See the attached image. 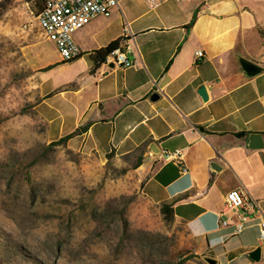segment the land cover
<instances>
[{"label":"crops","instance_id":"obj_1","mask_svg":"<svg viewBox=\"0 0 264 264\" xmlns=\"http://www.w3.org/2000/svg\"><path fill=\"white\" fill-rule=\"evenodd\" d=\"M118 2L73 34L81 51L74 61L34 48V109L48 143L78 131L66 148L135 157L142 195L170 207L203 259L264 264L259 217L226 208L224 199L240 189L264 214V0H161L154 11L142 0ZM113 41L128 47L131 67L94 66L91 54ZM239 59L260 73L247 76ZM252 134L261 135V149L248 148Z\"/></svg>","mask_w":264,"mask_h":264},{"label":"rangeland","instance_id":"obj_2","mask_svg":"<svg viewBox=\"0 0 264 264\" xmlns=\"http://www.w3.org/2000/svg\"><path fill=\"white\" fill-rule=\"evenodd\" d=\"M36 46L55 58L34 8L0 0V264H206L142 195L135 157L48 147Z\"/></svg>","mask_w":264,"mask_h":264},{"label":"built area","instance_id":"obj_3","mask_svg":"<svg viewBox=\"0 0 264 264\" xmlns=\"http://www.w3.org/2000/svg\"><path fill=\"white\" fill-rule=\"evenodd\" d=\"M148 11H154L161 0H142ZM28 6L27 3H25ZM119 9L118 0H41V7L35 16L38 28L45 40L51 42L62 63L77 59L81 51L73 39V34L86 26L97 16L109 17L113 10ZM32 14V12H30ZM128 29L124 24L123 32ZM128 47H120L108 54L103 64H112L117 68H128L132 63L127 59ZM202 57L200 51L195 52V58ZM179 157L178 152L167 158ZM225 206L230 210L250 212L259 217V241L264 242V214L258 204L240 189H232L225 194ZM244 218L236 225V231L243 228ZM226 223L223 222V225Z\"/></svg>","mask_w":264,"mask_h":264},{"label":"trees","instance_id":"obj_4","mask_svg":"<svg viewBox=\"0 0 264 264\" xmlns=\"http://www.w3.org/2000/svg\"><path fill=\"white\" fill-rule=\"evenodd\" d=\"M21 1H23L24 3H27L28 5H31L34 8L35 16L37 15V13H38V11L40 10V7H41V0H21ZM118 46H119L118 45V41H113L107 47H105L104 49H99V50L94 51L91 54V56H90L91 57V61L93 62L94 66L96 67L97 65L103 63L105 57L108 54H110L113 50L118 48ZM68 63H70V62H68ZM77 132L78 131H75L69 136L61 138V139H59L57 141H54V142H50L48 144V147L54 148V147H58V146H65L67 140L70 139L72 136L76 135ZM112 156H113L112 154H108L106 156V160H108ZM138 165H139V162L137 160L136 164L134 165L135 169L138 167ZM159 212L163 216V218H164V220L166 222L173 221V214H172V211L170 210V207L168 205H161L159 207ZM179 263H181L180 259H179Z\"/></svg>","mask_w":264,"mask_h":264},{"label":"water","instance_id":"obj_5","mask_svg":"<svg viewBox=\"0 0 264 264\" xmlns=\"http://www.w3.org/2000/svg\"><path fill=\"white\" fill-rule=\"evenodd\" d=\"M239 64H240L242 70H243V71L246 73V75L249 76V77H253V76L259 74L260 71H261V69H260L257 65H255V64H253V63H251V62H249V61H247V60H245V59H239ZM111 65H112V64H111ZM198 94H199V96H200L203 100L206 99V94H205V90H204L203 87H200V88H199V90H198ZM157 99H158V97H157L156 95H152V96H151V100L155 101V100H157ZM248 140H249V142H250V145H251V144H254V143L257 142V141L260 143V144H258V145H256V146H250V145H249V146H248L249 149H254V150H256V149H261V148H262V144H261V142H262V138H261V135H259V134H252V135H249V136H248ZM149 150H150L151 154L156 153V150L153 148L152 145L149 146ZM259 257H260V248H256V249H254V250H252L251 252L248 253V258H249L251 261H253V262H258V261H259ZM204 262H205L206 264H215V261H214L213 259H210V258H204Z\"/></svg>","mask_w":264,"mask_h":264}]
</instances>
